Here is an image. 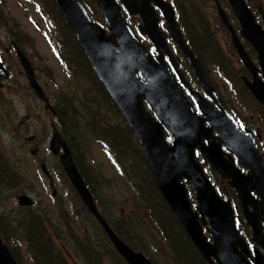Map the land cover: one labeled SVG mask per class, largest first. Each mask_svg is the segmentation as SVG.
Instances as JSON below:
<instances>
[{
  "label": "water",
  "instance_id": "95a60500",
  "mask_svg": "<svg viewBox=\"0 0 264 264\" xmlns=\"http://www.w3.org/2000/svg\"><path fill=\"white\" fill-rule=\"evenodd\" d=\"M95 1L107 20L110 34H107V31L92 19L80 0H57V3L65 19L75 31L77 40L93 65L99 80L106 86L141 140L148 154L157 186L175 216L209 264H216V262L218 264H264V252L255 246L254 255L252 254L249 245L237 230L231 200L223 198L215 191L211 179L196 161L194 150H201L223 178L231 179L229 184L236 190L245 221L253 230V241L263 249L264 161L258 154L257 148L252 154L249 153V156L241 158V162L250 170L246 175L225 158L226 154L221 151L220 144L210 141L209 146L204 145L203 137L214 139L213 133L222 136L226 125H229L234 132L240 135L242 133L232 127L233 119L219 100L199 59L179 34L171 7L163 4L162 0H121L131 14L141 16L144 22L140 27L141 31L150 37L159 50L164 48L172 57L165 42V33L158 27L159 18L153 5L163 8L168 28L172 30L171 36L175 38L221 112H217L213 105L196 92L193 93L194 98L204 115L201 117L195 113L192 104L186 100L181 86L174 79L171 69L166 66L161 56L156 57L157 60L151 56L147 47L125 20L120 5L115 0ZM216 1L222 22L231 32L233 46L240 60L253 75V80L246 77H243V80L256 99L264 105V29L257 23L256 16L246 0H229L239 18L241 34L257 54L259 65H256L230 23L224 8L218 0ZM16 53L30 85L38 97L45 102L46 107L54 111L35 77L30 60L19 48ZM172 66L177 67L175 61H172ZM259 72H262V78ZM5 77H7V71L0 62V79ZM181 81L183 85L188 86L182 75ZM144 101L153 108L160 121L146 111ZM205 122L209 124V127L204 126ZM165 128L173 135L172 146L164 139ZM249 137L252 138L251 134ZM50 150L54 155L59 156L74 188L89 211L106 230L126 262L153 264L142 251L134 250L123 241L107 223L80 173L71 149L55 125H53ZM42 170L49 174L45 165H42ZM183 178L194 190L195 207L189 198V191ZM18 201L23 206L33 204L29 194L19 195ZM0 264H18L1 235Z\"/></svg>",
  "mask_w": 264,
  "mask_h": 264
},
{
  "label": "rangeland",
  "instance_id": "374dc122",
  "mask_svg": "<svg viewBox=\"0 0 264 264\" xmlns=\"http://www.w3.org/2000/svg\"><path fill=\"white\" fill-rule=\"evenodd\" d=\"M44 1L0 0V56L2 60L11 61L14 67V72L11 73L12 76H10V71L6 69L7 77L0 79V85L7 86L5 88L0 86V169L2 166L11 168V171L18 169L15 168L16 166L22 168L21 171L18 169V175L13 172L15 177L11 182L18 184V179H20V187L3 189L0 197V210L4 214L11 212L12 215H17L18 196L27 193L34 201H42L43 207L46 208L39 209L40 212L34 209L32 212L38 215L39 223L43 214H49L46 219L51 223L53 231H57L55 242L65 252L64 259L67 264H92V261L95 264H123L116 256L117 260L113 256L110 243L104 237L103 230L96 219L89 212L87 214L85 206L79 204L68 179L60 176L58 178L55 172L59 171V159L54 157L50 150L45 151L46 154L42 157L51 175L48 177L49 174L43 172L42 166H39L41 164L37 165L34 159H32L33 161L28 160V163H26V161L19 158L23 142L21 136L23 134L15 135L13 127H18V123L22 120L28 121L24 116L26 113L24 104H26L29 107L27 111L31 113V119L28 121V128L30 129L26 134L33 133L40 136L43 139L40 142L51 140V125L54 123L53 125L62 133L63 137L69 141L74 154L77 152L74 144L80 147L83 156L77 155V157L86 167L85 170L89 175L90 182L89 189L98 197L99 206L100 208L103 207L101 210L105 211V214H111L112 212L114 218H118L117 211L123 216L128 211L131 212L132 202H126V199L132 193V181H137L134 172V164L137 161L125 160V154L118 147H115V142L107 138V133L124 137L122 131L125 128L128 129V125L131 129L132 127L129 122L124 120L125 115L121 109L119 112L114 111L109 100L104 97L102 87L97 84L99 81H94L90 76L89 67L84 71L76 66L75 61L70 65L67 64L68 62L65 61V54L63 53L64 48L62 51L59 44V41L62 40L63 28L57 23L56 25L50 15L42 10L43 5L44 7L47 6ZM177 1L183 10L182 18L187 14L192 15L193 22L189 25V30L186 29V32L189 33L188 35H190L193 42L194 38L196 41L199 38L201 42L208 46V50L211 52L215 49L214 44L210 45L208 43L211 33H218L223 36V39L220 40L222 44H219V47L224 53L221 57H219L220 54H216L213 58H216L214 62L220 64L222 68L226 67L228 70L227 75L230 76L232 73L231 67L234 68L238 65V61L234 59L231 43L228 44L229 35L227 36L224 30L218 27L220 20L213 1L206 0V7L200 5L198 0ZM259 1L264 3V0ZM86 4L93 18L104 23L100 12L94 6V0H88ZM224 7L230 11L227 1H225ZM130 17H128V21L131 23ZM133 28L139 33L135 27ZM15 35L25 40L26 55L36 70V77L42 85L41 87L51 106L55 104L58 110H60V105L63 109L67 102L71 106L72 110L69 111L68 115L70 117L71 114L74 117H70L67 132L64 131L65 128L59 122L60 120L53 117L50 112L51 109L45 108V103L36 96L29 86V80L23 66L18 62L15 51L13 50L10 54L6 53V47L12 49L11 41ZM139 35L142 36L140 33ZM208 56L209 54H206V57L202 55L201 58L205 66L208 67L212 80L218 84L219 88L214 89L218 92L219 100H222L228 114L238 121L242 127L249 128L254 136L260 133L258 153L264 161V105L254 98L239 76L232 75L231 80L237 87L235 88L236 91L230 89L228 82L220 78L214 63ZM253 59L256 60V57H253ZM222 61H225V66ZM227 63L230 64L229 68ZM238 67L240 69L241 66ZM101 85L107 91L106 86L103 83ZM194 88L196 89V87ZM107 93L109 94L108 91ZM106 141L109 142L112 150H109ZM23 148L26 150V157L31 159L28 148ZM124 160L127 167L123 168L126 173L122 175L121 163ZM42 178L44 182L50 183V178L52 179L53 184L50 185V189H46V185L45 188L42 187ZM214 183L216 190L223 196H236V192L228 194V180L216 175ZM53 195L58 199L54 198ZM111 198L119 201L111 202L112 207L109 203ZM73 205L74 209L72 208ZM124 207H127V210ZM35 214H32L31 217ZM61 214L65 216L60 218ZM123 216L120 219L126 223ZM147 221L148 223L144 227L139 226V228L147 238L153 261L156 264H175L171 248L166 244L153 222L151 223L149 219ZM243 227H247L248 234L243 231ZM237 229L244 239L249 240L248 235L251 234V230L247 223L237 221ZM18 240L19 243L17 242L16 245L25 251L26 242L21 238ZM62 242H65L63 246H61ZM93 247L97 248L96 256L92 255ZM24 260V264H29L27 253ZM30 262L33 261L30 259Z\"/></svg>",
  "mask_w": 264,
  "mask_h": 264
},
{
  "label": "trees",
  "instance_id": "16d2710c",
  "mask_svg": "<svg viewBox=\"0 0 264 264\" xmlns=\"http://www.w3.org/2000/svg\"><path fill=\"white\" fill-rule=\"evenodd\" d=\"M84 3H86L88 0H81ZM93 1V0H92ZM44 2L47 3V6H42L43 9L46 11L48 15H50V18L54 21V23L58 24L60 27L63 28L62 32V40L59 41V44L61 45L62 51L64 48L63 53L65 54L64 60L68 62L67 64H71L73 61H75V64L80 69L86 71L87 67H89L90 70V76L93 78L94 81H99L96 77L95 73L93 72L91 65L81 48L80 44L77 41L76 35L72 28L69 26V24L64 19L62 12L59 8V6L56 3V0H45ZM260 2V1H259ZM251 6L254 8L258 7V2L255 3V1H251ZM262 8L264 10V3H262ZM54 24V26H56ZM264 25V20H263ZM58 28V27H57ZM196 36H198L197 32ZM210 40L208 43L211 45H215V49L209 52V48L205 43L201 42L198 38L197 41L194 39V48L197 47L196 43L201 47V50L197 47V54L199 55L200 59L202 60L201 56L204 55L206 57V54L208 58L213 62L214 59L213 56H216V54H220L219 57L224 53L220 45L216 42H212V35L209 37ZM18 43V42H17ZM196 45V47H195ZM201 51V52H200ZM248 51L250 54H254L253 50L248 46ZM203 61V60H202ZM204 63V62H203ZM222 64L225 66V61H222ZM205 65V64H204ZM227 67H230V64L227 63ZM226 72L228 73V70L226 67H224ZM230 70H233V66ZM100 82V81H99ZM99 86L102 87L104 97L109 100L111 105L113 106V109L115 112H119V109L116 105V103L113 101V99H110L109 94L107 91H105L104 87L101 85V82ZM103 97V98H104ZM58 110L59 119L61 121V124L65 128V132L69 130V124L70 120L73 115L70 114L69 117V111L72 110L71 106L67 102L66 105H64L63 109ZM91 112V111H88ZM92 113V112H91ZM76 116V115H75ZM128 125V124H127ZM114 129V128H113ZM69 133V132H68ZM124 137H119L118 134L107 133V138L111 140L112 142H115V147H118L124 154H125V160L128 161H137L136 164H134V172H135V178H137V181H132L131 183V189L132 193L130 197H127L126 202L130 201L132 202L131 205V212L128 211L127 214L124 216L116 212L118 215V218L113 217V213L108 214L110 218V222L113 225L116 232L122 236L123 239H125L127 242H129L135 249L143 251L146 255L151 257L150 251H149V244L147 243L146 236L141 232L139 226L144 227L148 223V219L153 222V225L158 229L162 237L164 238L166 244L171 248V255L173 260H175V264H208L207 261L202 257L198 249L196 248L195 244L192 242V240L187 235L186 231L183 229V227L180 225L179 221L175 217V215L172 213L171 209L167 205L166 201L164 200L163 196L158 190V187L156 186V183L154 181V178L151 174V169L149 167V164L147 162L146 154L144 150L142 149L139 141L135 137L132 129L128 125V129H124L122 131ZM109 145V150H112L111 145L109 142L106 141ZM76 146L77 152L74 155V159L82 173V176L85 178L86 182L90 185L89 182V175L87 171L85 170L86 167L83 165L82 161L79 160L80 157L83 156L82 151L79 146L74 144ZM125 160L121 163L123 168H126ZM11 169V168H10ZM8 167L2 166L0 169V197L2 196L3 189L7 188H13L16 184L11 183L14 180L15 175L13 174V171H11ZM206 171L210 177H212L213 174H215V171H213L211 168ZM126 173V171H125ZM227 191L228 194H233L235 191L233 188H231L227 184ZM234 201L237 216H239L240 220L243 221V216L241 212V208L239 205V201L236 199H231ZM111 202H119L114 200L113 198L109 199V203ZM24 208L29 209L30 206H24ZM127 210V207H124ZM103 209V207H102ZM123 209V208H119ZM105 213V211H104ZM114 213V214H116ZM49 214H43L41 221V228L40 231H36L32 227H30V230H28V227L30 224H35L39 221L37 215H33L31 218L30 216L27 218L26 223L24 221V218L21 217V215L18 216V219H15V215H10V213H7L6 219H4L7 226L11 227L13 229L14 233L10 236L21 238V240L26 242V250H21V247L16 245L17 252L14 250V248H11V252L14 255V257L17 259L18 263L24 264V256L27 253V258L29 259V264H67L65 258V252H63L62 248L56 244L55 242V233L57 234V231L51 228V223L48 222L46 217H48ZM4 216V218H5ZM63 214L60 215V218H63ZM124 217L126 219V223H124V220L120 219L121 217ZM30 219V220H29ZM47 220V222H46ZM128 222V224H127ZM243 231L248 234L247 227H243ZM3 240L8 243V235L3 236ZM19 238V239H20ZM105 238L106 235H105ZM248 239L251 241V234L248 235ZM252 242V241H251ZM253 243V242H252ZM65 242H62L61 246H63ZM112 248V247H111ZM97 248H92V255H96ZM113 256L117 257L123 264V260L117 252L112 248ZM30 256V258H29ZM115 257V259H116ZM30 259L33 262H30ZM152 259V257H151ZM117 260V259H116ZM153 260V259H152ZM155 263V262H154Z\"/></svg>",
  "mask_w": 264,
  "mask_h": 264
},
{
  "label": "flooded vegetation",
  "instance_id": "af4514ba",
  "mask_svg": "<svg viewBox=\"0 0 264 264\" xmlns=\"http://www.w3.org/2000/svg\"><path fill=\"white\" fill-rule=\"evenodd\" d=\"M199 1V4L200 5H202V6H204V7H206L205 6V2H206V0H198ZM213 1V3H214V6H216V3H215V1L214 0H212ZM221 2H222V0H220ZM228 2H229V4H230V1L229 0H227ZM247 1V4L249 5V7L251 8V10L253 11V13H254V15L256 16V21H257V23H259V24H261L262 25V27H263V29H264V25H263V20H264V10H263V8H262V3L261 2H259V0H246ZM251 1H255V3H257L258 2V7L257 8H254V7H252L251 6ZM223 3V2H222ZM224 4V3H223ZM230 11H228V13H227V16H228V19H229V21H230V23H232V25L234 26V28H235V30L237 31V33H238V35L240 36V38H241V40L243 41V43H244V46L248 49V46H250V43L247 41V39L241 34V29H242V27H241V24H240V21H239V18L237 17V15H236V13L234 12V10H233V6H232V4H230ZM255 10L257 11L256 13H255ZM129 16H131L130 18H131V23H132V25L135 27V28H139V29H141L140 27L144 24V22H143V20H142V18H141V16L140 15H138V14H128V17ZM158 18H159V20H158V27H159V29L161 30V31H163L164 33H165V37L164 38H167V41H168V45H169V48H170V50H171V52H170V54L172 55L173 54V56L176 58V60L177 61H179V66H180V68H182L183 70H184V64H183V61H184V56H183V54H182V52H181V48L179 49V46H178V44L177 43H175V41L173 40V39H171L170 37H169V30H168V24H167V22H166V20L164 19V18H161L159 15L157 16ZM184 17V16H183ZM129 18V19H130ZM218 18H219V20H220V25H218V27H220V29H222V30H224V33H226L227 34V36L229 35V37H230V40H228L229 41V43L228 44H232V35H231V32H230V30L228 29V27L222 22V18H221V16H218ZM180 21L182 22V26L185 28V26H186V29L188 28V30H189V25L193 22V20H192V15L191 14H187L184 18H182V17H180ZM217 27V28H218ZM189 34V33H188ZM211 35H212V39L213 40H211L212 42H215V40H216V42L218 43V44H222V42L220 41L221 39H223V36L222 35H220V34H218V33H216V34H214V33H211ZM16 38V39H15ZM140 38H141V40H142V42H143V44L147 47V49L149 50V52H150V54L153 56V57H155V56H161L162 57V60L163 61H171V57L169 56V54L165 51V50H159V49H157L155 46H154V44L153 43H151V41L148 39V37H146L145 35H142V36H140ZM15 39V40H14ZM14 39H12V41H11V48L12 49H10V47H6V53H11L13 50L15 51V54H16V46L18 47V48H20L25 54H26V51H25V45H24V43H25V40H23V39H21L20 38V36H17V35H15L14 36ZM18 42V43H17ZM210 44V43H209ZM175 45V46H174ZM211 45V44H210ZM232 49H233V47H232ZM233 51H234V49H233ZM27 56V55H26ZM233 56H234V59H236L237 61H238V65H236L234 68H233V70H232V73H231V75L229 76V79H232L233 77H232V75H234V76H239L240 78H243V76H246V77H248V78H251V75H250V73H249V71H248V69L244 66V64L242 63V61H240L239 60V58H238V56H237V54H236V52L234 51V53H233ZM0 60H1V62L3 63V65H4V67L6 68V69H8L9 71H10V76H12V72H14V70H13V64H11V61H5V60H2V58H1V56H0ZM236 61V62H237ZM19 63H20V61H18ZM31 62V61H30ZM254 62H256V64H258V61H254ZM21 65V64H20ZM20 65H19V67H20ZM33 65V64H32ZM238 66H241L240 67V69H239V67ZM34 67V66H33ZM34 70H35V68H34ZM240 71H242V72H240ZM204 72H205V74L208 76L207 78H209V79H212L211 78V76H210V74H209V69H208V67H206L205 65H204ZM35 75H36V70H35ZM186 75H187V72H186ZM262 75V72H259V76H261ZM10 76H9V78H10ZM188 76V75H187ZM8 78V79H9ZM36 79H37V77H36ZM189 79V78H188ZM38 80V79H37ZM190 80V79H189ZM39 82V81H38ZM40 83V82H39ZM41 85V84H40ZM1 86V88H5V87H7V86H2V85H0ZM29 86L32 88V86L29 84ZM42 86V85H41ZM230 86V89H232V88H236L237 87V85H235V84H231V85H229ZM32 90L35 92V94H36V96L38 97V95H37V93H36V91L32 88ZM42 101V100H41ZM43 102V101H42ZM193 104V103H192ZM53 106V108H54V111H50L49 109V111L51 112V114L53 115V117H55V119L57 120H60L59 119V115H58V109H57V107H56V105L54 104V105H52ZM24 107H25V110H26V113L24 114V116L27 118V120L29 121L30 119H31V113L30 112H28L27 110H28V106L26 105V104H24ZM45 108L47 109V107H46V105H45ZM28 121H20V123H18V127H16V126H14L13 127V129H14V131H15V135H17V136H19V135H21V134H23L22 136H21V140L23 141L22 142V144H21V155H20V159H22L23 161H26V163H28V160H32V159H34V162L37 164V165H39V164H41V165H39L40 167L42 166V165H46V163H45V160H44V158L42 157V156H44V154H46L45 153V151H48V150H50V141L51 140H48V141H43V142H40V141H42L43 139L40 137V136H37V135H34L33 133H30V134H26L27 133V131L30 129V128H28ZM60 123H61V121H59ZM54 124V123H53ZM53 124L51 125V127H52V134H51V136L53 135ZM236 125H237V127L238 128H240V129H243V130H246L247 129V127H241V125L239 124V123H235ZM213 135H214V139L213 138H206V137H203V142H204V145L205 146H209V143H210V141H213L215 144H220V148H221V151H223L224 149H223V146H222V142H221V140H220V137L217 135V134H215V133H213ZM52 138V137H51ZM50 138V139H51ZM64 138V137H63ZM261 138V135H260V133H258L257 134V136H253V139H252V141L250 142V144L249 145H247L246 146V151H247V153H250V154H252V152L254 151V149L255 148H258V139H260ZM65 139V138H64ZM66 140V143H67V145L70 147V143H69V141H67V139H65ZM23 147H25V148H28V150H29V153L31 154V159H29L28 157H26V155H25V153H26V150L23 148ZM70 149H71V147H70ZM250 149V150H249ZM252 149V150H251ZM71 151H72V149H71ZM196 151H199L200 153H195V159H196V161L197 162H203V164H206V167H210V164L209 163H207V162H209L207 159H206V156H205V154L201 151V150H199V149H196ZM50 152H51V154L54 156V157H57L58 159H59V162H60V158H59V156L58 155H54L53 153H52V151L50 150ZM61 152H63V149H61ZM249 154V155H250ZM241 158L242 157H231L230 159H228V161L229 162H232L233 163V165H237L238 167H242V168H245V165L241 162ZM233 161H232V160ZM33 161V160H32ZM17 164V163H16ZM202 164V165H203ZM15 168H18L20 171L22 170V168H20V167H18V166H16ZM18 169H15V171H13V172H15V175H18L19 173H18ZM18 173V174H17ZM57 175H58V178H67L68 179V181L70 182V184L72 185V183H71V181H70V179L68 178V176H67V174H66V172H65V170H64V167L62 166V164H61V162H60V164H59V171L58 172H55ZM48 177H50L51 175L49 174V175H47ZM60 176V177H59ZM19 180L20 179H18V184H16L15 186H13V188L11 187L10 189H15V188H19L20 187V185H19ZM50 180H51V183L50 182H44V179L42 178V180H41V185H42V187L43 188H45V185H46V189H50V185H52L53 184V182H52V179L50 178ZM72 189H73V192L75 193V195H76V197H77V199H78V201H79V204L80 205H83V206H85V204L82 202V200L80 199V197H79V195H78V193H77V191L75 190V188L73 187V185H72ZM35 193V192H34ZM27 194V193H26ZM52 194V193H51ZM53 197L54 198H56L54 195H53ZM56 199H58V198H56ZM33 200V199H32ZM63 204V203H62ZM61 204V205H62ZM64 205V204H63ZM18 208L16 209V211H17V215H15V219H18V216L19 215H21V217H23L24 218V221H25V223H26V220H27V218L30 216V218H31V215L32 214H35V213H33L32 211L35 209H37L38 210V212H40L41 210H39V209H46V208H44L43 207V204H42V201H34L33 200V205L29 208V209H27V208H24V206H20V205H18L17 206ZM72 208L74 209V205L72 206ZM84 209V208H83ZM85 210L87 211V214H88V209L86 208V206H85ZM7 213H10V215H12L11 214V212H7ZM7 213H2L1 212V210H0V234L2 235L3 234V236H5V235H8V240L7 241H9L8 242V244H9V246H10V248H14V250H16L15 252H17V249H16V245H14L13 243L14 242H18V239L20 238V236H19V238H16V237H12V236H10L11 234H12V232L14 233V231H13V229H11V227H9V226H7V224L5 223V221H4V219H6V214ZM73 213H75L74 211H73ZM35 215H37V214H35ZM4 216H5V218H4ZM38 216V215H37ZM30 220V219H29ZM30 227H32L33 229H35L36 231H40V228H41V221H40V223L39 222H37V223H35V224H30V226L28 227V230H30ZM19 243V242H18ZM10 250H12V249H10Z\"/></svg>",
  "mask_w": 264,
  "mask_h": 264
}]
</instances>
